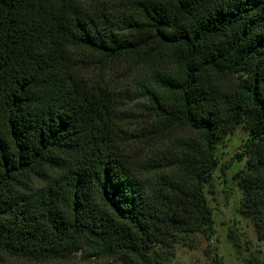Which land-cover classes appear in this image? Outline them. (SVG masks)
<instances>
[{
  "label": "trees",
  "instance_id": "trees-1",
  "mask_svg": "<svg viewBox=\"0 0 264 264\" xmlns=\"http://www.w3.org/2000/svg\"><path fill=\"white\" fill-rule=\"evenodd\" d=\"M111 64L151 72L117 88ZM243 122L262 172L264 0H0V264H162L210 228L204 185Z\"/></svg>",
  "mask_w": 264,
  "mask_h": 264
},
{
  "label": "rangeland",
  "instance_id": "rangeland-1",
  "mask_svg": "<svg viewBox=\"0 0 264 264\" xmlns=\"http://www.w3.org/2000/svg\"><path fill=\"white\" fill-rule=\"evenodd\" d=\"M89 4L94 0H81ZM151 70L127 69L120 64L105 70L107 81L137 88L146 82ZM135 103L131 104L135 110ZM132 128V127H131ZM250 129L246 122L223 136L217 144V169L204 185V193L212 213L206 232L180 234L172 238L170 248L157 246L153 257L162 264H264V221L244 206L246 188L264 187V170L253 171L255 154L250 152ZM256 148V147H255ZM131 152L148 157L155 149L133 142ZM38 183V182H37ZM2 264H41L6 258ZM45 264V263H44ZM50 264V263H46Z\"/></svg>",
  "mask_w": 264,
  "mask_h": 264
}]
</instances>
